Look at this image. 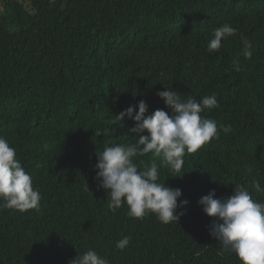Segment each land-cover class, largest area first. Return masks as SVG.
<instances>
[{
  "label": "trees",
  "instance_id": "1",
  "mask_svg": "<svg viewBox=\"0 0 264 264\" xmlns=\"http://www.w3.org/2000/svg\"><path fill=\"white\" fill-rule=\"evenodd\" d=\"M225 23L236 35L209 53ZM165 88L197 102L215 94L219 107L201 115L231 125L174 176L152 153L133 158L140 170L156 163L158 182L189 201L169 224L109 210L94 170L106 143L138 139L119 113L143 100L146 115L171 114L157 95ZM0 137L41 195L37 209L0 206V264H69L89 249L109 264H241L210 236L198 201L241 185L264 203L253 188H264V0H0Z\"/></svg>",
  "mask_w": 264,
  "mask_h": 264
},
{
  "label": "clouds",
  "instance_id": "2",
  "mask_svg": "<svg viewBox=\"0 0 264 264\" xmlns=\"http://www.w3.org/2000/svg\"><path fill=\"white\" fill-rule=\"evenodd\" d=\"M234 35L236 29L228 23L223 24L214 30L206 50L209 53L219 51L221 41ZM252 47L245 38L242 48L245 59L252 57ZM234 67L239 71L238 64ZM157 95L171 109V114L157 109L146 115L149 107L143 100L119 113L115 116L119 121L125 117L134 121L130 132L138 139L134 138L135 143L127 147L106 143L102 151H96L94 170L99 187L107 193L109 210L127 205V215L131 218L143 219L153 214L161 223L169 224L178 222L186 214L189 201L179 199L181 189L158 182L156 163L140 170L133 158L152 153L162 158L163 166L170 169V176H174L182 170L186 153H194L212 139H218L220 131L229 133L231 125L218 126L214 119L201 115L205 109L219 107L215 94L205 96L199 102L191 98L181 100L180 94L173 89L165 88ZM101 134H109V129L95 131L96 136ZM253 188L257 193L264 192L258 181L253 183ZM40 199L39 190L33 188L31 175L16 159L15 149L0 137V201H3L0 206L25 212L37 209ZM198 204L208 217L213 218L209 234L218 241L222 253H234L241 264H264V203L256 202L246 188L236 185L230 196L216 198V192L212 190L201 197ZM178 208L184 211L178 212ZM129 243L130 237L125 236L116 242V248L124 250ZM69 264H109V261L89 249Z\"/></svg>",
  "mask_w": 264,
  "mask_h": 264
}]
</instances>
